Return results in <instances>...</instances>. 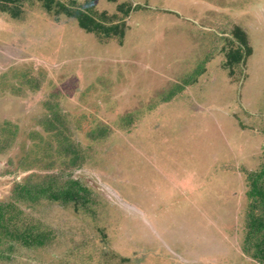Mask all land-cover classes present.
Listing matches in <instances>:
<instances>
[{"label":"rangeland","instance_id":"obj_1","mask_svg":"<svg viewBox=\"0 0 264 264\" xmlns=\"http://www.w3.org/2000/svg\"><path fill=\"white\" fill-rule=\"evenodd\" d=\"M59 1L116 30H84L55 1L0 11V199L61 167L89 192L44 202L36 216L62 237L14 249L16 264L252 262L264 0Z\"/></svg>","mask_w":264,"mask_h":264},{"label":"trees","instance_id":"obj_2","mask_svg":"<svg viewBox=\"0 0 264 264\" xmlns=\"http://www.w3.org/2000/svg\"><path fill=\"white\" fill-rule=\"evenodd\" d=\"M17 1L21 0H0V11L11 10L12 4ZM42 1L45 2L44 5L47 8H49L48 4L55 1L59 9H65L68 14L72 15L76 13L80 20V27L84 30L95 32V30L101 29L107 30V33L111 32L112 28L114 31L116 30L115 25L108 26L83 9H71L59 0ZM130 9L128 6L124 13L127 14ZM49 104L53 105L50 102ZM52 112V117L56 119L62 116L60 110ZM5 145L3 143L0 146L5 148ZM68 153L78 159L74 158V161L82 160V154L74 152L73 149ZM33 160L40 162L42 158L34 156ZM65 171L67 169L61 167L58 173H30L25 176L23 181H16L13 184L7 199L6 197L0 199V264H16L17 256L12 255V252L14 249L19 250L21 246L30 249L46 248L60 240L62 236L58 237L53 228L45 227L36 216L44 202L47 204L57 203L62 207L73 205L75 208L87 203L88 190L78 180L69 178L70 176L62 179L61 174H66ZM66 175L71 174L67 173ZM250 184L251 188L247 194L252 198V201L244 213L246 232L242 237L244 239L242 248L250 255L249 258H252V262L250 261L249 264H264V160L261 170L258 173H253L250 178ZM27 209L29 211H26ZM32 211H35V215ZM16 250L14 252H18Z\"/></svg>","mask_w":264,"mask_h":264}]
</instances>
